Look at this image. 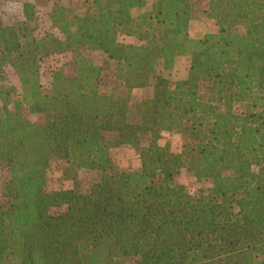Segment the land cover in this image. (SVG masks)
Returning <instances> with one entry per match:
<instances>
[{"label":"trees","instance_id":"16d2710c","mask_svg":"<svg viewBox=\"0 0 264 264\" xmlns=\"http://www.w3.org/2000/svg\"><path fill=\"white\" fill-rule=\"evenodd\" d=\"M71 0L37 36L33 5L0 26V264H264V0ZM133 37L125 43L121 36ZM83 47L115 62L106 78ZM69 52L74 74L40 64ZM189 56L173 84L162 69ZM163 131L179 145L162 146ZM136 146L140 165L110 151ZM65 162L69 188H48ZM183 170L200 184L190 193Z\"/></svg>","mask_w":264,"mask_h":264},{"label":"rangeland","instance_id":"374dc122","mask_svg":"<svg viewBox=\"0 0 264 264\" xmlns=\"http://www.w3.org/2000/svg\"><path fill=\"white\" fill-rule=\"evenodd\" d=\"M71 0H0V26L12 25L24 21L22 15V6L24 2H29L33 5L35 19L32 22L34 26L35 34L42 36L47 32H51L56 36H60L59 31L54 28L49 19V12L54 3L68 4ZM148 2L137 11H147L150 6ZM191 19L189 25V34L193 38H198L205 33H213L217 31V27L205 16V9L207 8V0H191ZM119 39L125 43H133L135 39L129 36H121ZM83 52L87 58L93 61V63L99 67L106 78L114 71L115 62L108 58L105 53L93 50L88 47H83ZM189 56L180 55L177 57L175 65L165 70L162 67L157 66L163 75L170 79L173 84L176 80L182 79L186 76L189 67ZM61 68L66 74H74L75 64L74 58L69 52L61 54H53L46 58L40 64V82L45 89L50 86V74L53 69ZM0 84L20 86L19 80L15 72L6 67L0 74ZM179 137L176 134H171L167 131H163L159 144L162 146H170L175 148L179 145ZM110 160L113 166L117 168H137L140 165L139 158L136 154V146L123 145L113 148L110 151ZM65 162L59 161L54 164L48 170V188L55 189L58 187L69 188L72 186L70 179L63 176V168ZM7 173L0 170V182L2 177ZM176 180L186 186L190 193L196 192L200 186L199 182L187 172L180 170L176 175Z\"/></svg>","mask_w":264,"mask_h":264},{"label":"crops","instance_id":"0c3cea01","mask_svg":"<svg viewBox=\"0 0 264 264\" xmlns=\"http://www.w3.org/2000/svg\"><path fill=\"white\" fill-rule=\"evenodd\" d=\"M153 1V0H152Z\"/></svg>","mask_w":264,"mask_h":264}]
</instances>
